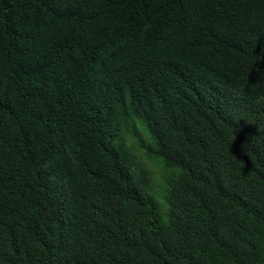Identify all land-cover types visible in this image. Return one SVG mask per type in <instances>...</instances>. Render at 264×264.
<instances>
[{"label": "trees", "instance_id": "1", "mask_svg": "<svg viewBox=\"0 0 264 264\" xmlns=\"http://www.w3.org/2000/svg\"><path fill=\"white\" fill-rule=\"evenodd\" d=\"M0 264H264V0H0Z\"/></svg>", "mask_w": 264, "mask_h": 264}, {"label": "rangeland", "instance_id": "2", "mask_svg": "<svg viewBox=\"0 0 264 264\" xmlns=\"http://www.w3.org/2000/svg\"><path fill=\"white\" fill-rule=\"evenodd\" d=\"M130 139L131 140H133V138L132 137H130ZM154 164V163H153ZM153 164H150V165H153ZM162 168H161V166L160 165H155L154 164V172H155V174H156V176H157V178L159 179L160 178V176H161V174H162Z\"/></svg>", "mask_w": 264, "mask_h": 264}]
</instances>
